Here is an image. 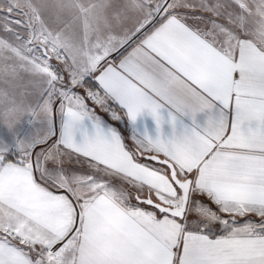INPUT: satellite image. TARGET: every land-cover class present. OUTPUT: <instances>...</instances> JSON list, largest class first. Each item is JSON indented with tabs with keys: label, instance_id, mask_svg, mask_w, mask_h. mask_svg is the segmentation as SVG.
Wrapping results in <instances>:
<instances>
[{
	"label": "snow or ice",
	"instance_id": "snow-or-ice-1",
	"mask_svg": "<svg viewBox=\"0 0 264 264\" xmlns=\"http://www.w3.org/2000/svg\"><path fill=\"white\" fill-rule=\"evenodd\" d=\"M0 126V264H264V0H0Z\"/></svg>",
	"mask_w": 264,
	"mask_h": 264
},
{
	"label": "crops",
	"instance_id": "crops-1",
	"mask_svg": "<svg viewBox=\"0 0 264 264\" xmlns=\"http://www.w3.org/2000/svg\"><path fill=\"white\" fill-rule=\"evenodd\" d=\"M28 80H29L28 74L21 73V80L19 83L22 86H27L29 91H32L33 89L31 88V85H28ZM96 111L105 121L112 124L113 126H117L121 131L127 132L128 130L127 121H121L119 122V124H117L115 121L111 120V117L108 114H106L103 110L97 108ZM147 125H148L149 131H151L152 123L150 120L147 121ZM17 127L21 135H24L25 133H28L31 131H35V129H31L30 126L28 125L26 116L24 117V120H22L21 123ZM0 137H3L5 140L11 139L10 134L8 133L6 128L2 126H0Z\"/></svg>",
	"mask_w": 264,
	"mask_h": 264
}]
</instances>
